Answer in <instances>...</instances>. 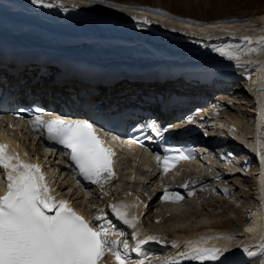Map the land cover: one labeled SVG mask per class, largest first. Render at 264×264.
Segmentation results:
<instances>
[{"label":"bare ground","instance_id":"6f19581e","mask_svg":"<svg viewBox=\"0 0 264 264\" xmlns=\"http://www.w3.org/2000/svg\"><path fill=\"white\" fill-rule=\"evenodd\" d=\"M1 1H3L6 5L16 7L13 10L17 11L18 13L6 12L7 7L0 6V19L4 20V22H2L4 29L1 30H5L2 32V34H0V42L5 45V48L12 46L11 49L14 50L15 48L22 53H31L33 50L30 47H25L24 45L17 46L15 42H10L5 36L7 33L17 35L24 40L32 41L34 43L32 45L36 46L33 49L40 48L50 51L51 53L56 54L59 60H62L65 56H67L66 61H68L70 64L75 63L76 58L73 54L71 45H77L79 48H82L81 52H85L86 54L90 53L88 55L91 56V58H96L95 56L107 52L109 53L111 59H121L122 61H127L129 60V56L133 55L134 57H138V59L149 63L150 59L145 57L146 53H142L143 51L145 52L142 46V41H148L149 44L155 47L160 46L164 49L171 47L174 49V54L193 59L199 64L198 69L201 71L209 72L210 69L217 70V72L212 74L203 73V79L207 80V82H210L211 79L216 78V81L222 80L223 82L227 83L232 77L238 78L239 80L237 81H242L243 77L240 78L239 74L241 72L247 73L248 79H243L244 82L240 89L241 92H239L242 93L246 102L243 101V103H240V105L237 107V111L243 113V110L247 109V114L245 117L248 118L250 116L249 119H251V121L249 120V123L251 122L249 130L243 131L241 127H239L240 122L237 121V119H231L232 121L230 126L232 129L229 130L231 137L230 140L224 141V143L221 145L213 142L197 143V145L200 147L204 146L209 149V151L202 153L203 157L205 155L211 157L216 154L214 156L218 155L217 157L222 159L218 160L220 162L222 161V163H220L221 169H213L214 171L212 170L214 173H216L214 174L216 176H211L212 182H219L220 178L218 177L220 176L227 179L249 178L247 183L251 182V184L247 185L246 183L242 189V193H249L250 197H248L249 203L246 205V215L240 214L244 223L240 228L231 229V222L229 220H225L224 222L218 224L217 219L202 216L207 222L202 223L199 221L200 223L197 225L195 224L193 228L173 230L171 238H173V241H175L173 242L175 245L180 244V240H186L188 238H199L206 240L205 244L200 245L197 243L193 245L191 249L194 250L195 248H202V246H205V248H222L224 249V254L227 255L226 263L228 262V264H264V161L261 159V151H264V147H262V143H264V89L262 92L258 91L259 85L264 87V13H260L244 21L223 20L221 22L196 23L190 20H181L178 17L176 18L168 14L156 15L153 13L137 12L131 10H115L114 8L110 9L103 5H97L92 2H81L78 0H43V3L41 4H33L31 0H17V4H11L7 0ZM49 4L51 7L45 6ZM18 6L26 8V14L19 12L17 10ZM51 15H54L55 17ZM42 16H46L49 19L47 20ZM119 20H122L123 22L140 21L144 22L145 24H150L154 27L160 28L161 31H170L174 33H180L182 35L190 34L192 37H199L200 40L197 42L191 40L182 45L181 42L170 40L168 36L158 33L155 30L145 29L141 26H135V28L131 27L128 29L124 25L116 24L120 22ZM89 22L92 24H89ZM110 38L116 40L111 43ZM119 38H124V40ZM202 38L214 40V43L210 44L203 42L201 41ZM106 40L107 42H105ZM125 40H129L131 42L137 41L138 43L129 46H122V43H126ZM249 40L251 41L250 43ZM221 47L235 51L239 56V59L229 60L227 57L221 56L220 53L216 51V49ZM249 49L254 50L249 51ZM14 51L12 54H16ZM89 62H93V59H91ZM94 63H96V61H94ZM141 66H144L145 68L146 64ZM77 72L79 74V79L84 78V76H81V73L84 75L83 73L85 72H89L90 75L95 76L94 72L87 70ZM90 75L85 77L91 78L92 76ZM51 80L52 79H49V81ZM231 82L232 86L237 83L235 82L233 84V81ZM228 90L225 88L216 89L215 91L212 90L209 95L205 96L207 101L205 107L214 101V98L217 96L215 95L217 92ZM246 92H248L251 97ZM221 105L226 106V110H233L234 108L232 106H235L230 101H224L221 103ZM215 107L216 108L213 109V112L204 110L199 111V116L203 118L204 116L210 117L214 115L216 111L221 108H218L217 106ZM220 110V114H224V111H222V109ZM76 117L82 118L80 116ZM164 121H167L166 117L164 118ZM181 121L182 120L179 119L175 120L174 124L177 126L181 125L183 123H181ZM5 122L6 120L4 119L0 120V140L9 142L13 152L18 153L22 160L42 166V162L44 163V161L38 159L39 155H36L35 159L28 157L26 151L27 147L24 146V142L29 144L28 142H30V135L20 132L19 130L21 127L16 125L12 126L11 123H6L8 126L5 129ZM175 125L173 127H176ZM235 146L243 147L249 150V153L246 150L237 148ZM118 148L122 149L123 147L118 146ZM28 149L31 150V147ZM241 155H243L242 157L244 162H250L251 159L253 161L252 156L256 158L257 162L253 161V165L250 164L249 167H245L244 164L238 163L242 158L240 157L239 159V156ZM124 159L125 161H123ZM139 160L143 161L144 159L143 157H139ZM208 160L209 159H207V161ZM199 161V159H196L190 163L192 169L191 167L183 169V172H186L187 176L180 180V186L175 187V183L163 184V196L165 190H167L168 193L179 194V196L182 198L192 197V200L201 198L206 201V206L204 208L207 211L206 214L208 215L215 214L216 211L213 209L215 207H223L225 204L228 205L230 211L232 210L235 214H239V205H237L233 198H230L232 199L230 200L228 197V195L231 196L232 194L230 190L224 188L223 186H220V188L218 187V191L220 190V193L226 194L228 199H223L221 197L216 199V196L208 197L203 192L202 188L208 181V177H206V174L198 170L197 167L200 165L198 163ZM143 163L144 161L141 163L136 161L135 158L129 159L120 157V160H118L114 165L116 177L111 183L113 191H117L119 192L117 194L123 195L124 193L135 191V188L132 190L130 189V187L133 186H153V184L157 182V176L159 174L166 173L164 171L156 174L154 168L149 167L147 164L144 165ZM208 164L213 166L211 161H208ZM126 165L130 167H125ZM55 167H57V165L53 163L48 166V168L52 169ZM133 167H138L143 175L136 176L135 173L132 172ZM44 169L45 168L42 166V170L45 174ZM144 169L146 171H144ZM234 169L247 173V176L234 173ZM191 170L192 172L194 170L201 172L204 174V177L199 179H190L192 175ZM147 171L150 172L149 174L145 175V172ZM53 172L54 171L51 170L45 175L47 177V181L54 187L55 182L54 177H52ZM122 183H127L128 186L120 187V184ZM6 186L7 180L4 186L0 185V194L4 192ZM158 192V194H161L160 191ZM185 192L188 196L185 194ZM71 194H73V191H71ZM247 195L239 196L241 198H245ZM156 197L157 195L151 199L146 207L144 202L141 203V201H139V198L136 199L134 196L126 198L127 201L133 202L137 205L134 210L135 215L139 218L137 228L132 229L128 226L127 227L132 231L136 230L138 236L142 235L145 238V234L143 232V230L146 228L143 225L145 217L150 218L154 209H165V207H167L165 206L166 204L156 205L154 203V199ZM105 198L107 202L103 204V206L107 204L110 206L112 203L120 202V200L114 202L111 198L110 200L108 197ZM208 198L215 199V201L207 202ZM238 198H236V200H238ZM162 200H172L176 204L171 206H177L173 209H170L172 207H167L169 210H174L175 212L172 214L163 212L161 217H164V219L165 217L166 219H169L170 216V218H180V221H188L190 219V214L184 213V210H179V207L181 205V207H183L185 204L186 207H189L191 210L195 211L194 213H198L196 212L197 209H195V204L192 205L190 201L178 203L180 200L176 201L175 197L172 195H170L167 200L163 198ZM76 206L80 207L81 214L85 215V212H82L83 208L78 205ZM101 214L104 216L103 212ZM110 214H112V212H110ZM154 215L155 219L156 217L161 219L160 212L155 213ZM97 217H99V212H97L94 219L91 220V222H94V225H98L99 221L96 220ZM117 222L122 223L118 219ZM249 228H251L252 231H249ZM153 230L151 233H153L156 238L154 242L155 244H158L161 241L160 238L163 237V234L161 233L162 231L157 232V230ZM138 236L134 239V251L138 250L140 245L145 243H141L137 239ZM116 238H114L115 241ZM159 245L163 246V243L161 242ZM166 249H170V247L167 246ZM249 253H252V255H249ZM104 259L106 264H115V258L111 254H106ZM129 259L131 258L128 256L125 257V261H129Z\"/></svg>","mask_w":264,"mask_h":264},{"label":"snow or ice","instance_id":"6c2138e0","mask_svg":"<svg viewBox=\"0 0 264 264\" xmlns=\"http://www.w3.org/2000/svg\"><path fill=\"white\" fill-rule=\"evenodd\" d=\"M31 2L41 4L43 0ZM90 2L106 4V0ZM45 6L51 7L50 4ZM216 51L229 60L239 59L235 51L223 47ZM43 115L52 118L44 119ZM43 115H37L32 121L33 129L41 135L46 132L49 141L68 150L64 155L80 176L107 192L106 186L115 179V152L106 146L94 124L86 120H67L52 113ZM177 159L190 157L181 152ZM261 159L264 161V151H261ZM163 170H169L167 157ZM0 171H4L7 180L6 189L0 195V264H102L106 254L115 258V264H125L117 243L109 242L108 231L103 225L93 227L67 200L52 195L41 165L22 160L18 153L9 151V145L0 143ZM170 195L176 201L182 199L179 194H170L167 190L162 198L167 200ZM109 207L124 225L137 228L139 218L134 212L135 203L120 198V202ZM132 236L135 239L138 233L133 231ZM201 242H190V245ZM223 255L222 248H195L189 258L221 261Z\"/></svg>","mask_w":264,"mask_h":264},{"label":"rangeland","instance_id":"374dc122","mask_svg":"<svg viewBox=\"0 0 264 264\" xmlns=\"http://www.w3.org/2000/svg\"><path fill=\"white\" fill-rule=\"evenodd\" d=\"M81 2H90V0H78ZM109 5H114V7H109ZM107 8L110 9H122V10H131V11H137V12H146V13H153L156 15H170V16H174V17H178L181 20H190V21H194L196 23H200V22H221L223 20H232V21H244V20H248L250 18H252L253 16H256L260 13H264V0H106V4L103 5ZM240 78L243 77V79H248V74L241 72L240 74ZM236 77V76H235ZM243 79L242 81L238 82L234 84L235 82H233V86L231 84V89L228 88V91H219L217 92L215 95H217L214 98V101L211 102V104H209L204 111H209V112H213L217 106L218 108L222 109V111H224V114H222L224 117H227L228 119H232V120H236L239 121V127H241V129L243 131H247L249 130L250 126H251V122L249 123V120L251 121V119H249V117H245V115L247 114V109L243 110L244 112L241 113L239 111H237V107L240 105V103L246 102L245 99L243 98L242 93L240 89L241 86L243 85ZM233 87V88H232ZM234 93V94H233ZM245 93V92H243ZM236 94V95H235ZM233 95V96H232ZM223 97V98H222ZM237 99V100H235ZM248 100V99H247ZM224 101H230L232 104H234L235 106H232L234 109H227L226 110V106H222L221 103ZM242 101V102H241ZM245 104V103H244ZM219 105V106H218ZM246 106V104H245ZM249 113V112H248ZM208 114V112H207ZM250 114V113H249ZM251 115V114H250ZM224 122V120H223ZM29 144H27L26 142H24V146L27 147V151L29 153V155L34 156V155H39L40 156V149H39V145H34L31 141L28 142ZM31 147V150H29L28 148ZM216 155V154H214ZM213 155V156H214ZM207 156L205 155L204 157L206 159H209L208 161H211V163H213V165H218L220 166V163H222V161H218V160H222L220 157L217 156ZM243 155L239 156L242 157ZM220 158V159H217ZM224 159V158H223ZM243 159V157L241 158ZM125 167H130V166H125ZM199 167H201V164L199 165ZM253 167V166H252ZM231 169V168H230ZM214 171V170H213ZM212 170L210 171V175H205L206 177H208V181L205 184V188L203 187V192L208 196V197H215L217 198H223V199H228L227 195L224 193H220V190L218 191V189L220 188V186L230 190L232 192L231 196L228 195L229 199L233 198L235 200V202L237 203V205H239V214H235L232 210L230 211V209L228 208V205L225 204V206H220V207H215L213 210L216 211L215 214L212 215H208L206 214V210H205V206H206V201L201 199V198H196L195 202L199 205H203L202 203L205 202L203 207H199L195 208L197 209L196 212L198 213H194L195 211L191 210L189 207H186V204L183 205V207H179V210H184V213L190 214V219L188 221H180V218H170L169 219L165 217H161L163 212H168L169 214L174 213L175 211L173 210H169V208L167 207H172L170 209H173L174 207L177 206H171L174 204H171V202H165L167 207H165V209H161V208H157L154 209L151 213L150 218H145V226L147 228H151L154 230H157V232L162 231L161 233L163 234L162 238H166V237H170L171 238V234L173 230L176 229H185V228H193L195 226V224L197 225L200 222H207L205 218H203L202 216L205 217H210L213 219H217V223L220 224L222 222H224L225 220H229L231 222V229H236V228H240L241 225L244 223L242 216H240V214L242 215H246L247 213V203H249V193L247 194H243L242 193V189L244 188V185H246L247 181L249 178H232V179H227V178H222L221 176L218 177L220 178L219 182H212V177L211 176H216ZM132 172L135 173L136 176L139 175H143V173L140 171V169L138 167H133L132 168ZM183 173L184 175H181L185 178V176H187L186 172H183V170H177L175 171V173H173L172 175L169 176H160L159 175V179L157 182H155L153 184V186H148V187H144V186H133L130 187V189H136L141 196H145L147 197V201H150L153 197H155L156 194V190L158 187L161 186V183L163 182H170V183H175L178 184L179 182H181L180 180H182V178H180V173ZM213 172V173H212ZM149 174V173H148ZM205 174V173H204ZM204 174H202L201 172L198 171H193L192 175L196 176V177H190V179H199L201 177H204ZM221 174V173H220ZM57 179H56V186H59L60 190H63L61 192H65L68 191V185L70 183V177L69 176H65L64 173H59L57 174ZM234 179V180H233ZM179 180V182H178ZM232 181V182H231ZM4 183V172L0 171V185H3ZM209 183V184H207ZM251 184V182H248L247 185ZM128 186L127 183H122L120 184V187H126ZM219 187V188H218ZM240 187V188H237ZM240 189V190H238ZM240 192V193H239ZM71 194V193H70ZM73 195V203L75 205L81 206L85 212H87V214H89L90 217H94V213H92V210L95 208L94 204H100L103 205L104 203H102L103 199L97 195L94 191H92V193H86L83 196H80V194L75 193V194H71ZM240 195H247L245 198H241L239 196ZM249 197V198H248ZM236 198H238V200H236ZM248 198V199H247ZM154 203L156 205H162L161 202V195L157 196L154 199ZM232 200V199H230ZM171 201V200H170ZM102 203V204H101ZM155 205V206H156ZM164 208V207H162ZM160 212L161 215V219L159 217H156L155 219V213ZM181 213V212H180ZM179 213V214H180ZM219 213V215H218ZM178 214V215H179ZM176 215V214H175ZM164 216V215H163ZM108 217V215H107ZM163 218V220H162ZM159 221H158V220ZM157 220V221H156ZM108 221H110L113 227H116L117 225L113 222V220H111L110 218L108 219ZM200 221V222H199ZM201 223V224H202ZM108 225H110V223L108 222ZM121 233H123L122 235H119L118 238V233H113V236H116L118 238V240L116 239V243L118 246L121 245H125L127 244L128 248H132V242L131 239L129 237V234L127 233V229H123L121 231ZM119 241V244H118ZM123 248V247H122ZM120 249V248H119ZM124 249V248H123ZM126 257V256H125ZM124 257V258H125Z\"/></svg>","mask_w":264,"mask_h":264},{"label":"water","instance_id":"95a60500","mask_svg":"<svg viewBox=\"0 0 264 264\" xmlns=\"http://www.w3.org/2000/svg\"><path fill=\"white\" fill-rule=\"evenodd\" d=\"M259 89H261V88H259Z\"/></svg>","mask_w":264,"mask_h":264}]
</instances>
